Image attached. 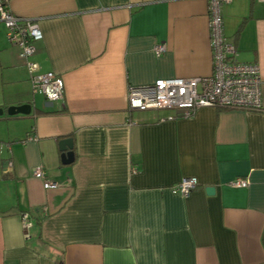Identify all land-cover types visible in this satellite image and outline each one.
Listing matches in <instances>:
<instances>
[{"label": "crops", "instance_id": "0c3cea01", "mask_svg": "<svg viewBox=\"0 0 264 264\" xmlns=\"http://www.w3.org/2000/svg\"><path fill=\"white\" fill-rule=\"evenodd\" d=\"M9 7L37 20L30 59L65 87L54 102L34 88L0 20V264H264V109L128 106L130 86L213 72L209 0ZM222 16L237 60L260 65L264 106V0L225 2ZM185 176L199 180L188 195L173 190ZM238 177L248 185L229 184Z\"/></svg>", "mask_w": 264, "mask_h": 264}, {"label": "built area", "instance_id": "2783aa9c", "mask_svg": "<svg viewBox=\"0 0 264 264\" xmlns=\"http://www.w3.org/2000/svg\"><path fill=\"white\" fill-rule=\"evenodd\" d=\"M231 0H209L210 43L213 53V72L196 77L173 76L159 78L150 84L130 86L128 106L131 110L173 109L180 116H189L205 106L263 110L261 98V69L258 63L241 62L236 58L235 43L224 33L222 6ZM0 20L7 26V39L20 48L26 60L31 81L47 101H59L64 96V80L53 71L38 72L39 65L30 59L35 51L34 42L43 38V31L33 18L14 14L9 0H0ZM168 49L166 43L154 46L156 55ZM30 135L28 139H34ZM32 174L45 178L42 165L33 167ZM246 178L238 177L229 184L237 187L248 185ZM58 181L44 179L45 187H56ZM199 185L196 177H183L173 190L188 195ZM27 231L32 226L28 213L22 214Z\"/></svg>", "mask_w": 264, "mask_h": 264}, {"label": "water", "instance_id": "95a60500", "mask_svg": "<svg viewBox=\"0 0 264 264\" xmlns=\"http://www.w3.org/2000/svg\"><path fill=\"white\" fill-rule=\"evenodd\" d=\"M30 109L24 110L19 109V111H22L23 113L29 112ZM13 112V111H10ZM1 113V112H0ZM60 149L62 150V161L64 163H70L74 160L75 154L73 151V139L71 137H66L60 140L59 142ZM206 190L209 194H213L215 191V188L213 186L206 187Z\"/></svg>", "mask_w": 264, "mask_h": 264}, {"label": "trees", "instance_id": "16d2710c", "mask_svg": "<svg viewBox=\"0 0 264 264\" xmlns=\"http://www.w3.org/2000/svg\"><path fill=\"white\" fill-rule=\"evenodd\" d=\"M221 108V107H220ZM222 108H226V107H222Z\"/></svg>", "mask_w": 264, "mask_h": 264}, {"label": "rangeland", "instance_id": "374dc122", "mask_svg": "<svg viewBox=\"0 0 264 264\" xmlns=\"http://www.w3.org/2000/svg\"><path fill=\"white\" fill-rule=\"evenodd\" d=\"M43 94V93H42ZM44 95V94H43ZM45 97V96H44Z\"/></svg>", "mask_w": 264, "mask_h": 264}]
</instances>
